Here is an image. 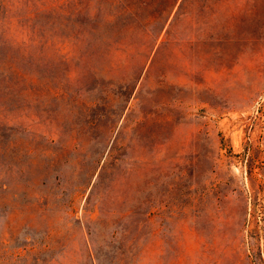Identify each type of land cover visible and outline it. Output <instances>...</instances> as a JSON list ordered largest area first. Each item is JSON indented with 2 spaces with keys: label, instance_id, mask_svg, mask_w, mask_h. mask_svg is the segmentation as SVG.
I'll return each instance as SVG.
<instances>
[{
  "label": "rangeland",
  "instance_id": "rangeland-1",
  "mask_svg": "<svg viewBox=\"0 0 264 264\" xmlns=\"http://www.w3.org/2000/svg\"><path fill=\"white\" fill-rule=\"evenodd\" d=\"M0 264H264V0H0Z\"/></svg>",
  "mask_w": 264,
  "mask_h": 264
},
{
  "label": "crops",
  "instance_id": "crops-1",
  "mask_svg": "<svg viewBox=\"0 0 264 264\" xmlns=\"http://www.w3.org/2000/svg\"><path fill=\"white\" fill-rule=\"evenodd\" d=\"M215 38H219V39H221V38H223V36L219 35V36H217V37H215Z\"/></svg>",
  "mask_w": 264,
  "mask_h": 264
}]
</instances>
